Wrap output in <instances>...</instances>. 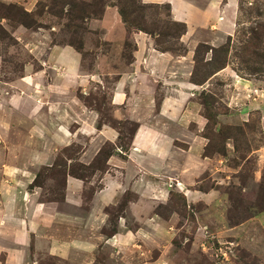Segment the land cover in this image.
<instances>
[{"label": "rangeland", "instance_id": "1", "mask_svg": "<svg viewBox=\"0 0 264 264\" xmlns=\"http://www.w3.org/2000/svg\"><path fill=\"white\" fill-rule=\"evenodd\" d=\"M204 1L197 0V3L201 5ZM111 3L117 7L118 13L120 7L123 9L131 32L142 28L150 34L158 50H171L168 52L173 57L185 54L186 46L177 39L183 26L173 22L168 4L142 3L140 0H0L2 96L18 90L5 82L18 83L20 77L39 66L38 59L44 57L48 46L70 45L80 54L79 75L69 78L63 85L62 94L67 99L63 101V112L68 109V115L56 116L60 120L52 116V133L26 134L22 124L20 129L7 127L2 131L0 128V184H6L9 190H15L13 180L18 177L7 173L9 166L4 164L9 161L10 154L16 157L23 151L14 148L15 142L12 141L24 142L25 138L35 140L41 147L34 154L25 152L22 156L49 157V163H52V167L37 166L34 182L24 185L29 191L35 188V200L61 205L64 201V182L61 180L67 174L81 177L84 183L82 206L85 208L92 205L91 195L103 186L104 175L121 178L124 175L127 184L133 164L126 165L125 170L109 164L108 160L104 165L99 150L105 153L114 145L101 141L94 130L88 128L89 119L94 114L99 115L100 125H109L120 133L116 144L120 143L123 148L122 161H126L125 154L130 149L131 134L137 127L136 118L159 123L175 137L182 136L174 140L175 144H187L183 137L188 132L182 125H175L178 116L169 120L158 113L129 111L130 104L136 106L137 112L151 111L147 110L145 101L132 103L128 99L124 104L111 103L113 87L122 71L127 70L133 61L132 53L136 47L133 38L105 40L103 29L90 28V19L99 18L103 4ZM237 8L232 34L223 38L224 42L218 46L207 47L198 43L193 52L196 54L192 58L193 78L197 80L204 79L224 61L227 62L224 68L209 75L208 82L207 79L204 81L207 89L202 91L209 93L200 97L202 91L198 90L192 97L200 114L209 117L207 126L205 124L198 132L206 139L202 156L204 154L208 160L204 171L190 184L189 190H195V195L190 196V191L180 186V190L173 187L163 196L153 198V193L142 188V199H139L133 189L134 181L130 189L118 194L113 203L104 208L108 215L107 225L100 228L98 223L90 222L85 216L86 223L81 232L84 237L96 241L92 258L66 252L65 256L51 254L47 239L32 234L25 241L27 245L14 250L15 254L8 258L9 264H264V0H239ZM18 29L24 32L17 34ZM252 30L258 32V37H253ZM204 33V30H196L198 37H203ZM26 64L31 66L24 71ZM49 74L51 71L46 72V80ZM230 74H236V79L252 81L256 87L248 90L241 86L242 96L238 101L239 94L234 90ZM50 78L59 89L60 79H55L54 75ZM145 89L148 95L155 96L158 110L164 87L156 82ZM30 92L27 94H34ZM19 93L23 95L21 91ZM59 96L58 92H52L48 99L57 103ZM253 97L256 98L254 101ZM21 104L19 101V106ZM81 109H84L87 122H84L83 129L77 130L81 126L78 118H84L81 113H76ZM53 111L60 113L58 109ZM18 112L26 113L21 106ZM39 112L44 113V109L41 107ZM216 114L219 117H214ZM61 121H66V126L62 127ZM57 128L68 130L72 136L63 142L57 141ZM46 144L57 145V149L52 148L51 156L43 154L49 149ZM15 181L20 183L17 179ZM128 201L132 202L130 207L125 206ZM12 206L16 208V204ZM63 209L70 214H81V209L71 205ZM120 215L133 232L134 227L143 225L144 221H148L144 225H149L148 228L143 225L139 236L129 241L123 239L121 247L104 241V237L113 232ZM72 230L74 232L67 233L69 241L83 239L75 229ZM8 248L14 247H8L0 240V264H7Z\"/></svg>", "mask_w": 264, "mask_h": 264}, {"label": "crops", "instance_id": "2", "mask_svg": "<svg viewBox=\"0 0 264 264\" xmlns=\"http://www.w3.org/2000/svg\"><path fill=\"white\" fill-rule=\"evenodd\" d=\"M140 1L142 3L169 5L172 20L182 22L186 26V30L179 37V41L186 46L187 50L185 54L176 55L175 57L168 51L158 50L150 34L141 30L131 32V30L126 28L116 6L112 4L104 6L99 18L90 19V28L103 29L105 40L121 41L124 38H133L136 46L132 53L133 61L130 62L127 70L122 71L113 87L110 97L111 103L113 105L124 104L128 99L132 103L145 101V103H148L146 104L147 110L150 109L151 111H144L143 109V111L137 112L136 106H131V104L128 107L129 111L131 113H158L169 120H172V116H178L175 119L178 120L175 125H182L183 130L188 132L183 137V139L187 140V144L183 146L175 144L174 140H179L182 136L175 137L170 132H167L164 127H161L159 123L136 118L137 128L131 137L129 152L125 154L126 161H122L124 154L120 148L116 147L119 132L109 125L102 124L99 127V115L94 114L89 119L88 128L94 130V134L99 136L101 141L112 143L116 147L115 152L121 155L118 157L113 152L107 159L108 163L123 169L126 168V165L132 163V177L129 176V181L126 184L124 175L122 178L118 175H104L103 186L91 195L90 203L92 205L85 208L82 206V202L84 203L82 195L84 183L81 177L70 174H67L64 179V201L61 202V205H58V202L45 203L35 200V188L29 191L24 188V185L27 186L34 182L37 166L50 165L52 167V163H49V157L36 159L35 157L26 158L22 156V153L25 152L28 155L34 154L41 147L38 145L40 143L35 140L25 138L24 142H20V140L12 141L13 143L15 142L14 148L23 151L20 154H16V157H11L13 154H10L8 156L9 161L4 164L9 166L6 172L15 175V177H18L16 179L20 181V183H16V179L13 180L16 184L13 187L17 192L14 189L9 190L4 183L0 184L2 191V195H0V240L5 241L8 247H14L8 248L7 264H9L8 258L15 254L14 250L18 251V247L27 245L25 241L32 234L38 237L44 236L47 239L51 254L65 256L64 252H66L67 254L80 255L77 257L85 255L88 258H92L96 248L94 245L96 241L84 237L81 232L85 227V216L90 218V222L98 223L100 228L107 225L108 215L104 208L113 203L118 194L125 192L128 188L130 189L134 181L133 189L139 199H142V188L153 193V198L163 196L173 187L180 190V186L190 191V196L195 195V190H189L190 184L204 171L208 158L204 154L202 156L206 139L201 136L202 134H198L206 124V118L200 114L199 108L196 109L194 99L192 100L198 90L202 91L207 89V87L205 82L196 84L191 80L193 52H195L198 43L218 46L224 42L223 38L232 34L239 0H205L201 5L197 3V0ZM197 29L205 31L203 37L197 36ZM15 32L21 34L24 31L18 29ZM17 38L19 39L20 35ZM38 63L40 64L39 66L37 65L38 68L36 66V68L25 73L19 78L18 83L5 82L18 90H14L16 92L6 97L0 94V128L2 127V131L4 128L7 129V127L20 129L19 126L22 124L26 134L31 135L33 133L32 135H35L37 133H46V131L52 133L50 128L52 116H54L53 119L60 120L56 116L62 117V113L68 115V109L63 112V101H67L65 95L62 94L64 92L63 85L67 84L66 81L69 78L74 79L80 73L79 52L70 45L52 44L48 46L44 57L38 59ZM30 66L24 65V71L28 70ZM47 71H51V75H54L55 79L58 76L62 77L58 78L61 82L59 89L55 81L51 82L50 74L48 79H45ZM138 72L139 76H136ZM229 76L234 85V90L239 94L236 99L239 97L241 99V86L248 88V90L256 87L252 81L239 77V79H236L234 77L237 76L236 74H230ZM206 81L208 82L209 78ZM156 82H160L161 86L164 87V92L159 97L158 110H156L154 103L155 96L148 95L145 89V86L148 88ZM2 89V86H0V93H2ZM19 91L23 95H20ZM29 92H34V94H27ZM50 92L59 93L60 96L57 103L48 99L51 96ZM246 92L248 94L249 91ZM253 98L252 101L256 99L255 97ZM19 101L22 103L20 105L22 110L26 113L18 112L20 109ZM41 107L44 109V113L39 112ZM55 109H58L60 113H55L53 111ZM76 113H81V118L84 117L81 120L79 118L77 120L81 123V126L77 128V130H80L83 129L84 122H87L84 120V109ZM61 123L63 122H60L62 127L66 126V121L63 124ZM188 124H191V127ZM185 126H188L187 129H185ZM56 130L58 132L57 141L63 142L69 136H72L64 128H57ZM47 147L49 149L43 153L45 155L51 156L52 148L57 149V145L46 144ZM131 203V201H128L125 206L130 207ZM13 204H16L14 209ZM67 205L81 209V214L76 215L65 212L63 208ZM123 217V215L117 217L113 232L104 237V241L108 244L121 247L122 243H124L123 239L129 241V239L139 236V232L144 229L143 225L148 222L144 221L143 225H137L134 227L133 232L126 225ZM144 226L149 227V225ZM72 229H75L83 239L76 238L69 241L67 233L74 232Z\"/></svg>", "mask_w": 264, "mask_h": 264}, {"label": "trees", "instance_id": "3", "mask_svg": "<svg viewBox=\"0 0 264 264\" xmlns=\"http://www.w3.org/2000/svg\"><path fill=\"white\" fill-rule=\"evenodd\" d=\"M135 1H136V0H135ZM111 4H112V3H111ZM112 5H114V4H112ZM104 6H105V4H103V8H104ZM114 6H115V5H114ZM103 8H102V10H103ZM119 14H120V16H121V18H122V21H123V23L125 24L126 28H127L128 30H131L130 28H128V25H127V17H126L125 12L123 11V9H122L121 7H120V9H119ZM173 22L180 23V24H182V26H183V28H182V30H181V33L178 35V38H177V39L179 40V37L181 36V34H183V33L185 32V30H186V26H185V24L182 23V22H177V21H173ZM138 30L145 31V30L142 29V28H139ZM145 32H146V31H145ZM252 33H254V34H253V37H254V38L258 37V36H257V33H258V32H255V30H252ZM203 45H205V44H203ZM207 47H208V45H207ZM196 49H197V47H196ZM165 51H171V50L165 49ZM195 51H196V50H195ZM211 51H212V50H211ZM195 55H196V54H195ZM195 55H194V57H195ZM226 65H227V62L224 61L223 64H221V65L218 66L216 69H214L210 74L212 75L215 71L224 68ZM210 74H209V75H210ZM193 75H194V72H192L191 80H192V82H194V83H196V84H203L204 81H205L206 79H208V77H209V75H207L204 79L197 80V79L193 78ZM204 93H209V92L202 91V92L200 93V97H201V95L204 94ZM210 94H212V93H210ZM212 95H213V94H212ZM200 103L202 104L203 109H204V107H205L204 102L201 100ZM202 114H203L204 117L206 118V126H207V124H208V122H209V117H208V115L205 114V113H202ZM214 117L217 118V117H218V114H216ZM98 126L100 127V121H99ZM136 128H137V127H136ZM136 128L133 130V132H132V134H131V137H132V135L134 134ZM119 135H120V133H119ZM118 139H119V138H118ZM116 147H118V148H120V149H123V148L120 146V143L116 144ZM116 147H115V146H112V149L109 150V151H107V152H105V153L103 152L102 149L99 150L98 155L100 156V155L102 154V156H103L102 158H103L104 165H105V163H106V160H107L108 157L110 156V154H112L111 152H115V151H116V150H115ZM63 178H64V177H63ZM61 181H62V183H63V182H64V179L61 180ZM63 184H64V183H63Z\"/></svg>", "mask_w": 264, "mask_h": 264}]
</instances>
